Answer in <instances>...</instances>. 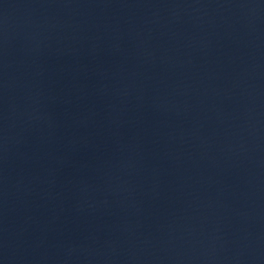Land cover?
<instances>
[{
	"label": "water",
	"instance_id": "water-1",
	"mask_svg": "<svg viewBox=\"0 0 264 264\" xmlns=\"http://www.w3.org/2000/svg\"><path fill=\"white\" fill-rule=\"evenodd\" d=\"M0 264H264V0H0Z\"/></svg>",
	"mask_w": 264,
	"mask_h": 264
}]
</instances>
